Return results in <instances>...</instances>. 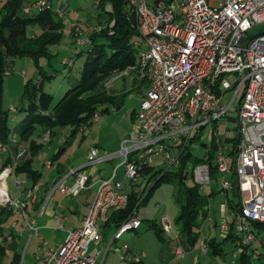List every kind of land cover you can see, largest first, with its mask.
<instances>
[{
  "label": "built area",
  "instance_id": "built-area-1",
  "mask_svg": "<svg viewBox=\"0 0 264 264\" xmlns=\"http://www.w3.org/2000/svg\"><path fill=\"white\" fill-rule=\"evenodd\" d=\"M99 2L95 0L97 6ZM126 2L136 19L139 36L133 46L139 62L121 73H113L129 76L130 72H135L138 84L147 82L148 88L141 98L133 130L121 142L120 148L100 157H96L94 149L87 155L90 163H106L119 158V166L125 169L123 179L116 180L114 173L110 179L100 180L80 228L68 230L63 242L46 251L38 264H98L89 253V246L100 239L99 223H106L110 213L128 206L129 195L124 181L129 187L135 185L142 179L144 169L151 167L160 156L168 160L170 167H178L179 155L172 154L171 148L181 140L185 148L207 129V152L215 140V158L224 178V194L234 187L231 181L234 173L230 156L232 146L225 139L240 138L235 164L239 209L235 207L228 213V200L222 202L220 212L227 216L219 225V232L224 237L234 233L239 238L237 245L241 252L234 254L237 259L255 240L252 225L264 223V30L261 28L264 26V0ZM31 9L43 13L51 10L52 5L48 0H39L31 5ZM106 11H112L110 4L106 5ZM29 12L27 9L24 14ZM56 13L63 18L61 8ZM113 23L109 24L108 34L112 32ZM69 25L70 36L77 45L83 46L89 40L91 25L86 23L85 30L78 25ZM104 27L95 25L93 30L101 31ZM67 61L62 60L71 66L72 61ZM10 74L11 67H8L4 75ZM98 119L96 112L91 121ZM230 123L235 129L229 128ZM78 131L86 136L89 127L81 126ZM49 136L50 132L46 131L44 140L47 141ZM166 137H170V143ZM8 151L7 144L0 141V159ZM25 154L26 149H21L13 163L0 173V207L10 208L12 216L23 221L24 228L33 230L34 221L28 217V208L37 202L40 184L25 186L27 180L14 175L16 194L12 195L7 186L11 168L17 167ZM192 172L200 187L207 188L211 184L208 163L196 166ZM68 176L74 178L70 186L60 180L55 182L53 190L65 197H75L86 188L88 176L77 169H69ZM141 224L137 215L128 218L115 230L113 239L119 240L126 233L138 230ZM16 225V221L12 223V231ZM161 227L165 232L172 230L169 217L162 219ZM7 241H11L10 236ZM42 246L46 247L45 242ZM199 248L208 253L204 241L200 242ZM113 251L122 261L129 258L127 245L114 247ZM252 253L253 258L260 255L258 250ZM143 257L134 256L133 259L141 263ZM175 258H186L182 246L175 250Z\"/></svg>",
  "mask_w": 264,
  "mask_h": 264
},
{
  "label": "rangeland",
  "instance_id": "rangeland-1",
  "mask_svg": "<svg viewBox=\"0 0 264 264\" xmlns=\"http://www.w3.org/2000/svg\"><path fill=\"white\" fill-rule=\"evenodd\" d=\"M7 1L10 0H0L1 10L2 6ZM37 1L39 0H21L17 10V16L19 18H34L41 14L37 9H31V5ZM48 1L50 2V0ZM53 1L56 3V0ZM149 1L152 3L153 0ZM27 9H29L30 12L25 15L24 11ZM61 11L64 13L63 18H61L64 24L62 31L43 30L42 25L39 22L28 25L24 31V39L26 41H30L33 45L39 44L43 46V52L45 54L43 53L32 57L15 58L11 66V74L8 76L4 75L1 78L0 115H3L4 111L8 110V114L6 116V126L9 133V140L14 135L16 136L18 134V130L21 125L20 122L24 117L25 113H23L21 108L25 107L27 103L22 100V97L24 95L25 86L30 80L32 83L40 85L42 92H45L53 97L51 104H49L47 109L42 112V114H46L47 111H50L63 97V95L69 89L73 88L80 79L87 51L89 50L91 44L88 40L83 46L77 45L74 42V39L70 36L69 24L78 25L81 28H84L86 23L95 26L97 25L96 17L102 12V10L97 7L95 0H68L67 4L64 5ZM51 13L52 20L54 22L59 21L60 18L56 13V9H51ZM261 28L264 30V26ZM57 34L60 35L58 39ZM63 59L72 61V66L70 67L67 63H63ZM115 76L116 74L113 73L103 83L104 90L109 94V90H111L113 82H115ZM139 97L140 95L137 92H134L133 94L129 93L125 97V104L123 106H101L100 109L108 107L109 112L100 113L99 110L100 116L98 122L94 123L91 121L92 127H90V130L85 137L80 132L71 134L72 128L67 127L61 130L55 129L51 132L49 131L50 138L46 142L44 137L45 132L48 130H46L39 123H35L30 138L26 141V143L29 145L30 142H34L37 146L41 147L37 155L31 158V167L35 171H39L41 173V181L49 182L50 179L55 176V171L58 167L63 166L64 169H67L68 167L73 166V168L76 169L86 164L84 157L93 149L96 151L102 149L100 150L101 152L97 154V157H100L105 153H109L108 151H111L110 149H114L116 144L124 141L133 130L134 118H132V116L134 115V109L138 106ZM35 105L38 106L39 101H36ZM120 108L121 110L118 111ZM230 121L233 122L232 119ZM225 122H227V120H225ZM229 128L235 129L234 125L231 123L229 124ZM207 140L208 132L204 131L201 137H198L195 141H193L190 146L193 154L191 157L193 160H190L187 164L189 176L195 165V158L202 157L207 153V150L201 146L202 143ZM61 148H64L60 156H58V161L61 166L58 165L57 162H54L55 164H53L52 170L49 171L44 166L45 160L52 159L55 152L60 151ZM23 149H28V147H24ZM171 151L172 154L176 155L178 150L171 148ZM120 163L121 161L118 158L110 163L101 165L104 168L102 173L107 170V166H109V169H112L116 164ZM151 167L153 170L152 173L148 176H144L136 183L138 191H142L146 185H148L149 188L152 186L153 181L156 180L159 175L150 180L149 183L148 180L156 171L163 170L162 173L170 171L168 176L172 177V173L176 170V167H170L168 160L164 156H160L154 160ZM102 176L104 175L102 174ZM216 177L217 178H211V184L207 189L201 187V193L207 198V203L210 205L211 210H207V216L204 219H199L198 221L200 223L201 232L198 243L192 247L195 251L186 253V258L183 260L176 259L174 264H189L193 259L195 260V264H233V261L236 260L234 258V254L238 251L239 253L241 252V249L237 245L238 241L235 243L228 240L223 242L224 235H221L218 230L216 231V229L212 227V223H220V204L227 200L228 196H226V194H232V192H226V194L222 193V183L224 182V178L221 174H217ZM187 184L189 186L192 185L190 178L187 180ZM7 185L10 190L14 188L13 177L7 180ZM212 192H215V194L209 198L208 195ZM59 194L60 193L57 192V195ZM57 198L61 197L58 196ZM63 198L65 197L63 196ZM67 198L69 199V197ZM232 198L233 197L230 195L228 200L230 201ZM180 199L181 204L178 203L180 202ZM156 201L160 203L164 202L165 204L169 202V207L162 206L159 211L160 217L163 213H165V215H167L172 221L173 231H177V228H179L177 218L181 211L180 206L182 208V203L185 201L183 196H180L176 183L164 181L152 192L150 199L139 208L140 217L143 221L142 227L137 231H130L126 233L120 241V243H122L120 244V247L127 245L128 247H133L136 251L146 249V251H149L150 253L149 264H164L162 255L164 254L165 256H168L173 247L177 244L179 245V240L182 241L181 246L185 250L187 247L192 246V244L183 236H181L178 241L176 237L169 239L165 231L161 234L165 239V242H161L158 239L155 235V231L150 229V226L152 225L149 221H147L150 216H148L145 212L146 209L155 211L154 205ZM234 203L238 205V198H235ZM238 209L239 206L236 207V210ZM228 213H230V205ZM15 220L18 221V218H14L12 216L3 222L2 226L4 233H8L12 230L11 226ZM157 221L159 222V215L157 216ZM17 224L16 230L20 235L17 239V250L21 256V262L22 264H37L38 262L36 263L34 261L31 254L36 253L37 250H42V248L39 247V241L37 242L34 238L30 240L32 234L25 231L26 228L23 227L22 220L18 221ZM203 228L204 231H202ZM252 232L254 233L255 240L251 245L250 253H252V250L257 249L259 252L264 254V230L259 228V226L252 225ZM49 239L55 240V237H51ZM49 239L46 242L51 243L52 241ZM205 240L209 241V243L213 240L218 243L221 242V247L223 249L221 253L219 255L215 254V250L212 246L209 247V254L199 251L198 245H200L201 241ZM49 247L51 248L52 245L50 244ZM192 248L188 249L192 250ZM188 249L186 251H188ZM13 253L12 249H8L2 264H9ZM151 257L153 259V263L151 261ZM236 264H241V261H236ZM248 264H259V261L257 258H251L248 260Z\"/></svg>",
  "mask_w": 264,
  "mask_h": 264
},
{
  "label": "trees",
  "instance_id": "trees-1",
  "mask_svg": "<svg viewBox=\"0 0 264 264\" xmlns=\"http://www.w3.org/2000/svg\"><path fill=\"white\" fill-rule=\"evenodd\" d=\"M21 0H10L5 2L0 9V84L1 78L4 76L6 68L11 67L15 58L18 57H32L43 54V46L39 44H32L30 41L24 39V31L28 25L36 22L41 23L43 30L62 31L64 24L61 19L54 22L52 20L51 10L45 11L34 18H19L17 16L18 6ZM110 4L112 11H106V5ZM102 10L96 17L97 25H104V29L101 31L91 30L88 35L90 42V48L87 51V56L83 65L82 73L78 83L71 89H69L63 97L54 105V107L42 114L43 110L47 109L51 104L53 97L45 92L41 91V87L38 84L32 83L30 80L26 86L22 100L27 103L25 107H22L24 117L20 122V128L18 130V136L21 141H27L33 130L35 123H39L46 130L50 132L57 129H65L67 127L72 128L71 134H75L81 126L87 125L91 127V120L94 113H106L109 112L108 107L100 109L101 106L112 105L119 107L124 104L126 95L114 96L107 93L104 90L103 83L107 80L113 72L121 73L131 66H136L139 62V56L133 46V42L138 38L136 19L132 9L128 6L126 0H100L97 6ZM111 34H108L110 29L109 24L111 22ZM94 27V26H93ZM60 37L59 34H57ZM41 42V41H40ZM45 54V53H44ZM10 59V61H8ZM31 85V86H29ZM36 101H39V105L36 106ZM8 110L4 111L3 115H0V141L4 144L8 142L9 133L6 126V116ZM100 115V114H99ZM190 145L180 146L183 150L179 153L180 164L176 167L175 172L172 173V177L168 176L169 172L156 171L152 177L148 180H152L154 177L158 178L153 181L152 186L149 188L146 185L143 190H135V185L131 186L129 195L128 206L120 211L112 212L109 215L107 224L112 223L115 225V230L125 222L128 218L137 215L139 208L144 205L152 195V192L160 186L164 181H170L176 183L179 189L180 196H183L184 201L182 208L180 206V216L178 215L177 223L179 224V238L181 236L187 238L192 244L188 248H192L199 241V235L201 227L199 216L203 219L207 216V198L201 193V187L197 185L193 178V172L190 173L187 169V164L192 159V152ZM232 142V149L230 150V156L232 158V164L234 173L231 177V181L234 183L232 190L233 198L230 200L231 207L235 208L238 205L233 204L235 198H240V192L238 188V182L236 178V157L237 146L240 142V138L237 137ZM202 147L206 150L208 144L203 142ZM212 148L202 157L195 158V165L192 170L205 162L209 164L211 178H217L218 166L215 158L216 143H211ZM41 147L37 146L34 142H30L28 149L23 160L19 166L15 168L16 174H24L33 183H37L40 178L38 171H35L32 167L31 158L37 155ZM64 148H61L55 155L58 156ZM28 153V155H27ZM9 162L7 159L6 163ZM152 167H147L142 172V178L152 173ZM191 179L192 185L187 184V180ZM212 192L208 195L210 198L214 195ZM234 199V201H233ZM181 204V199L180 202ZM9 217H12V211L8 207H0V264L6 256L8 249L13 250V256L9 264H20L21 256L17 250V239L19 236L14 231L10 230L8 233H4L3 222ZM180 218V219H179ZM253 225L259 226L264 230V223H254ZM150 229L155 231V235L161 242H165L162 237L163 230L159 229L156 224H152ZM11 237V241H7V237ZM238 237L234 233H230L229 236L223 239L224 241H230L235 243L238 241ZM208 248L212 246L215 250V254L219 255L223 250L221 242L215 240L204 241ZM250 246L246 247L245 251L239 256L238 260L241 264H248V260L253 258V253L249 252ZM255 250H252V252ZM259 264H264V254L261 252L257 258Z\"/></svg>",
  "mask_w": 264,
  "mask_h": 264
},
{
  "label": "crops",
  "instance_id": "crops-1",
  "mask_svg": "<svg viewBox=\"0 0 264 264\" xmlns=\"http://www.w3.org/2000/svg\"><path fill=\"white\" fill-rule=\"evenodd\" d=\"M67 2H68V0H66V1L56 0V3H54L53 0H50V3L52 5V10L56 9V11L60 8L62 10L64 5L67 4ZM63 16H64V13H63ZM59 18L61 19V17H59ZM83 29L85 30V27ZM89 29L93 30V26L91 25V27ZM63 60H66V59H63ZM115 78H116V79H114L115 82H113V86H112L111 90H109L110 94H112L114 96H123V95L127 96L129 93L133 94L134 92H137L140 95L139 100H138V102H139L138 106H137V108L134 109V111H133L134 115L132 116V118H134V123H135L136 113L140 109L141 98L143 97L144 93L146 92V90L148 88V83L146 82V83L139 85L138 81L136 80V73L135 72H130L129 76H125V75L122 76L120 74V75L116 76ZM124 104H125V102H124ZM124 104H122V106ZM120 110H121V108L118 109V111H120ZM94 123H96V122H94ZM57 130H61V129H57ZM89 130H90V127H89ZM206 131H208V129ZM77 132H79V131H77ZM171 133L172 132H170L169 134H171ZM45 134H46V132H45ZM201 135L202 134H199L198 137H201ZM198 137H196L195 139H197ZM49 138H50V136H49ZM166 140L168 143L171 142L170 137H166ZM212 142H215V140H212ZM225 142L228 143L229 145H232V142L230 141L229 138H226ZM205 143H207V141H205ZM120 144H121V142L119 144H116L114 149H110L111 151H108V152L110 153V152H113L114 150H118L120 147ZM182 144H183V141L181 140L177 143L176 147L173 146L174 149L178 150L176 155H179L180 151L183 150V148H179L180 146H182ZM188 145H190V143ZM7 146L9 148L8 153L5 154L4 156H2L0 159V173L2 170L6 169L9 164L13 163L12 160L15 158L16 154L21 149H23L24 147L26 148L29 145H27L26 141H21L18 134H17L15 137H12L10 140L8 139ZM170 147H172V146H170ZM100 150H102V149L97 150V154H99L101 152ZM57 152H55V154ZM55 154H54V157L52 159H46L44 162L45 168L48 169L49 171L52 170L53 164H55L56 162L58 163V165H60V163L58 161V159H59L58 156H60L61 153L58 156H56ZM105 154H107V153H105ZM87 155L88 154H86V156L84 157L86 164H84L78 168L82 169V172H84L88 176V181L86 184V188L84 190L80 191V193L78 195H76L75 197H73V198L69 197V199H68L67 197L64 196L65 198H63L62 194L58 190H53L55 182H58L60 180H62L63 184L66 186H70L73 183L74 178L72 176L66 177L68 170L74 169L73 166H70L67 169H64L63 166L56 168L55 176H53L49 182H42L41 177L37 181L40 184V190L38 192V200L35 204L30 205L28 208V217L30 218V220L34 221V227H33L34 229L33 230L26 229L25 230L23 227H21L25 231L32 234V237L30 240H32L33 238L36 239L37 242L39 241V243H38L39 247L42 248V250H37V251L35 250L36 253L31 254L36 263L40 262V258L42 257V255L46 251L55 249L57 246H59L63 242L68 230L80 228L81 220L87 212V206L91 202V200H92V198H93V196L97 190L98 182L100 180L110 179L111 177H113L114 173L116 174L115 175L116 180H122L123 179L122 177H123L125 169H124V167L119 166L120 164H116L112 169H109V166H107L106 167L107 170H105L104 173H102V170H104V168L101 165L106 164V163H110V162L90 163L87 160ZM96 157H97V155H96ZM23 158L19 161V164L23 160ZM7 159H9L8 163H6ZM53 160H57V161H53ZM47 163H50V165H47ZM19 164H18V166H19ZM17 167L11 168L8 179L13 177L14 175H20L22 178L27 180L25 183V186H30V185L34 184L24 174H16L14 172V170ZM78 168H76V169H78ZM38 174L41 175V173L39 171H38ZM102 174L104 176H102ZM124 184L127 188L126 191L129 193L132 188L128 186V183L126 181H124ZM8 189H9V187H8ZM135 190L138 191L137 186H135ZM9 191L10 192L12 191L11 192L12 195H15V193H16L15 187L12 190L9 189ZM57 192H59L60 194L57 195ZM230 195L233 197V195L231 193L228 195L226 194V196H228V197H230ZM58 196L61 198H57ZM228 197H227V200H228ZM161 200H163V199H161ZM226 201H224V202H226ZM233 201H234V199H233ZM228 202H229L228 203V211H229V205H230V211H231L233 208L231 207V203L229 200H228ZM233 204H235V203H233ZM162 206L169 207L170 205H169V202L165 204L164 202L160 203V202L156 201L155 205H154L155 211L147 210V209L145 210L146 214L148 216H150V218L147 221H149V223H151V225L156 224L158 226V228L161 230H162L161 221L164 217L167 216V215H165V213H163L160 217L159 211L161 210ZM208 206H209V209L208 208L207 209L211 210L210 205H208ZM158 215H159V222L157 221ZM137 216L142 221V218L140 217L139 211L137 213ZM226 216H227L226 214L221 213L220 223H217V222L212 223V225H213L212 227L215 228L216 231L217 230L219 231V225L221 224V222L224 220V218ZM14 218H16V217H14ZM199 219H202V217L199 216ZM15 221L18 223V221H21V220L18 218V221L17 220H15ZM156 222H158V223H156ZM17 225H16L14 232H15V234H17L20 237L19 232H17V230H16ZM99 226H100V229H99L100 239L96 242H92L89 246V253L95 257V260L98 264H149V259H150L149 251H146V249H143L141 251H136L133 249V247L132 248L129 247V258H127L125 261H122L120 259L119 254L115 253L113 251L114 247H120V244H122V243H120L122 238L119 240L113 239V234H114L115 228H116L115 225H113L112 223H109V224L99 223ZM141 227H142V224L139 227V229ZM134 231H137V230H134ZM202 231H204V228L202 229ZM166 235L169 239L176 237V239L178 241V239H180L179 238V228H177V231H175V230L173 231V228H172V230L170 232H166ZM51 237H55V240L49 239ZM224 238H226V237H224ZM48 239L51 240L52 242L51 243L46 242ZM44 242L46 244L45 248H44V246H42V243H44ZM181 242L182 241L179 240V245L177 244L175 247H173V249L171 250V252L168 256H165L164 254L162 255L163 256L162 260H163L164 264H174L176 262L175 261L176 260L175 250L179 246H181ZM50 244L52 245L51 248L49 247ZM263 245H264V243H263ZM187 249H188V247L186 248V250ZM198 249H199V251H201L200 248H198ZM193 251H195L193 248H192V250L188 249V251H186V253L193 252ZM144 255H145V257H143ZM134 256L143 257L142 262L136 263L133 259ZM152 257H151V261L153 263ZM238 258L236 260H234L235 264H236V261H238ZM20 264H22V262H20ZM189 264H195V260L193 259Z\"/></svg>",
  "mask_w": 264,
  "mask_h": 264
},
{
  "label": "water",
  "instance_id": "water-1",
  "mask_svg": "<svg viewBox=\"0 0 264 264\" xmlns=\"http://www.w3.org/2000/svg\"><path fill=\"white\" fill-rule=\"evenodd\" d=\"M77 171H82V169L78 168Z\"/></svg>",
  "mask_w": 264,
  "mask_h": 264
},
{
  "label": "clouds",
  "instance_id": "clouds-1",
  "mask_svg": "<svg viewBox=\"0 0 264 264\" xmlns=\"http://www.w3.org/2000/svg\"><path fill=\"white\" fill-rule=\"evenodd\" d=\"M72 64H73V62H72ZM72 66V65H71ZM49 131V130H48Z\"/></svg>",
  "mask_w": 264,
  "mask_h": 264
}]
</instances>
